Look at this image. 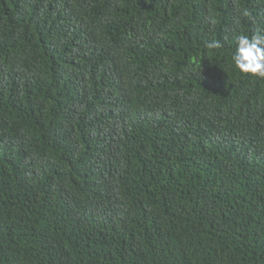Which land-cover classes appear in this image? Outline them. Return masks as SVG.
Returning a JSON list of instances; mask_svg holds the SVG:
<instances>
[{
	"label": "trees",
	"instance_id": "16d2710c",
	"mask_svg": "<svg viewBox=\"0 0 264 264\" xmlns=\"http://www.w3.org/2000/svg\"><path fill=\"white\" fill-rule=\"evenodd\" d=\"M257 28L264 0H0V264H264Z\"/></svg>",
	"mask_w": 264,
	"mask_h": 264
},
{
	"label": "clouds",
	"instance_id": "9594fccd",
	"mask_svg": "<svg viewBox=\"0 0 264 264\" xmlns=\"http://www.w3.org/2000/svg\"><path fill=\"white\" fill-rule=\"evenodd\" d=\"M251 16V12H246ZM254 19V18H253ZM215 23V21H212ZM238 48L233 56L236 67L241 73L264 79V32L257 28L251 37L240 35ZM223 46L219 40H213L206 44L209 49H219Z\"/></svg>",
	"mask_w": 264,
	"mask_h": 264
}]
</instances>
